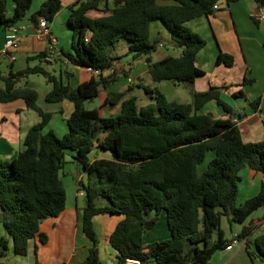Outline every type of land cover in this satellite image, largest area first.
Masks as SVG:
<instances>
[{
	"label": "trees",
	"instance_id": "obj_1",
	"mask_svg": "<svg viewBox=\"0 0 264 264\" xmlns=\"http://www.w3.org/2000/svg\"><path fill=\"white\" fill-rule=\"evenodd\" d=\"M8 1L0 0V29L4 31L13 24L36 23L40 16L49 23L62 7L61 0H44L28 14L32 0H10L8 13ZM253 1L257 7L264 5V0ZM219 2L116 0L107 8L100 7V0H75L68 6L66 22L75 43L65 57L75 66L97 71L96 77L70 87L41 65L45 50L33 57L39 61L37 65L0 73V103L22 99L40 117L26 131L18 153L11 159L0 157V223L6 232L0 235V259L8 250L25 256L32 242L34 264H40L41 249L50 239L49 230L40 224L58 216L66 205L60 174L69 153L87 178L86 182L77 181V190L84 192L81 230L89 240L80 264H100L93 218L101 214L122 217L108 236L109 245L116 251L113 264H129L127 259L139 264H208L215 252L234 240H244L250 260L254 263L258 257L264 264V231L248 239L253 233L250 223L231 237L221 227L225 218L233 232L234 223L242 224L254 210L264 208V138L243 140L238 122L246 114L234 112L222 100L227 86L192 91L190 102L169 101L162 92L144 86L152 101L139 106L135 95L126 96L132 88L129 85L124 91L106 92L99 108L84 107V101L99 97L109 84L128 76L129 68L112 67L113 60L121 57L114 54L121 40L127 41L125 53L133 60L145 58L153 81L193 86L204 74L196 65V56L206 41L186 22L215 14L217 8L213 6ZM91 9L107 14L91 18L86 14ZM153 21L162 23L171 43L181 49L179 55L169 54L155 61L150 58L159 43L157 38L149 39ZM216 63L231 67L233 55L220 51ZM32 74L51 83L46 102L66 99L72 103L66 118L67 133L61 137L51 129L44 132L52 113L37 104V91L27 80ZM250 82L244 79L241 84ZM233 95L244 96L241 90ZM209 101H215L225 117L203 112ZM251 105L257 110L259 101L252 100ZM116 106V112L101 114L100 109ZM259 111L264 115V108ZM208 152L213 155L200 171L198 166ZM243 167L258 173L259 186L255 195L236 205L241 179L238 172ZM162 211L169 236L144 244V234L155 227Z\"/></svg>",
	"mask_w": 264,
	"mask_h": 264
},
{
	"label": "crops",
	"instance_id": "obj_2",
	"mask_svg": "<svg viewBox=\"0 0 264 264\" xmlns=\"http://www.w3.org/2000/svg\"><path fill=\"white\" fill-rule=\"evenodd\" d=\"M74 1L75 0H61L62 7L55 14L52 21L49 22V27L52 33L58 38L57 58L50 63H46L44 61L41 63L43 67V63L49 65L50 68H44L72 88H75L80 83L88 81L91 77L97 76L94 71L86 67H79L69 63L65 57V54L73 51V44L75 43V37L66 23L69 16L68 6ZM115 1L116 0H100V7L106 6L107 8H112L115 5ZM160 3L167 4L169 2L161 1ZM11 6V3L8 1V13L11 10ZM256 7L257 4L253 0H237L229 4H226L225 0H220L217 8L218 12L215 14L197 17L186 22V26L188 28L198 33L206 41V45L198 51L196 56V65L204 71V74L201 77H197L194 81L193 85L195 88H197L196 90L203 91L208 89L210 86H215L214 84H220L227 86V88L222 91V96H234V92L241 90L248 100L252 101L257 99L259 101L257 110L252 107L250 113H245V111L242 110V108H240L238 105L232 106L226 101V99L222 98L225 103L233 108L234 112L246 114L245 117H243L238 122L239 129L241 128V130L242 127L240 126L242 125L244 129H247L248 125L245 124L248 121L253 119L257 120L256 117L258 116V119H260L262 123L264 117V115L259 111L260 109L264 108V19L258 20V22L253 20L252 15ZM86 14L91 18H96L107 14V12H103L101 9H91ZM56 17L62 18L61 20L66 18L65 23L62 22L60 25H56ZM25 24L26 28L21 32L20 45L14 51L16 59L11 61L7 57L2 58L0 60V73H7L9 71L14 72L24 69L27 66H34L38 64L39 61L37 59H33V57L45 50L48 41L46 39H39L37 36H35L33 33L32 22H25ZM62 24H64L65 27ZM150 31H153V33L156 32L158 35H156L154 38L159 39L158 48L154 52V54L157 55V58L153 59L152 55H149L150 58L155 61L169 54L171 55L170 49L174 50V47L177 46L171 43L169 34L162 23L160 21H153L150 24ZM4 33L5 31L0 29V49L4 43ZM126 49V46H123L121 49L114 51L116 56L121 57L113 60L112 67L118 70L122 68H129L128 77H126L128 84L120 85L116 89H113L115 88V84H109L107 89L99 96L100 102L102 101L106 92L119 90L124 91L129 85L131 87L134 86V81L136 79L134 80L133 78V70H131V67H133V64L138 59L133 60L130 55L125 53ZM220 51L233 55V66L227 68L222 63H216V59ZM145 68V71L147 72V64ZM29 76L27 78L28 85L37 91L38 98V90H44L42 91V96L45 97V94L51 89L48 84L49 82L46 80H44V82L40 78L31 79ZM128 78H130V81H128ZM137 79L141 80L142 78L140 75H138ZM244 79H251L252 81L249 84L242 85L241 82ZM144 86L149 87V85ZM131 94H133L132 88L129 90L126 96ZM211 102L216 104L215 101H209L206 103V105H209ZM55 104L59 106L57 109L45 110L42 108L44 111L52 113V117L47 125L49 127L47 130L51 129L56 133L52 127V122L55 117H58L57 115H61V120L63 121L64 125L59 130L61 134L64 135L67 133V116L64 113L67 112V114H70L73 106L72 103L66 99ZM206 105L204 108H206ZM26 109L28 108L25 106V103L22 99H17L7 103H0V157L11 159L22 148L23 137L28 128L31 126L23 127L22 125V113H24ZM220 109L221 112L219 113V116L214 115L211 111H203V109L202 111L211 112L216 117H225L221 107ZM106 110L107 112H105ZM117 110L118 106L111 109L104 108L101 111V114L108 115L110 113L116 112ZM256 128L259 130L260 135H264L263 124L257 125ZM250 131L251 134L256 133L251 125ZM78 174L79 178L75 179L76 186L72 200L68 202V195L66 191V205L64 210L58 216L52 217L53 220H50L49 222H47V220L45 221L47 227H44L43 229L49 230L50 239L49 242L41 249L39 258L40 264H69L71 263L73 257H75L78 250L84 251V255H86V249L89 245V240L81 230L80 213L83 206V198L78 195L77 181L81 179L82 181L86 182L87 178L86 175L79 170ZM111 217L115 218V221L109 222V228L111 229H106V231L103 226ZM121 218L122 217L118 215L107 214L97 215L93 218L96 232L97 228H100L102 231L104 230V233L102 234L104 239L103 244L106 246L108 245L107 264H113L116 255V251L109 245L108 236ZM263 220L264 216L258 219L259 223ZM224 224L225 227L226 225L228 226V222L225 218L222 219L221 227L225 231L227 237H231L239 231L233 229L232 227V232L230 226H228L226 228L230 231V233L227 235L226 229L223 227ZM0 227V235H6L1 223ZM258 233L260 232H253V235H249L248 239H253ZM101 243L102 241L100 240L99 246ZM32 247V242H29V252L30 248ZM49 248L51 251L49 252L47 263H44L43 257L45 255V250ZM32 264H34V255ZM208 264L254 263L248 257L244 249V245L237 243L234 244L230 250L223 249L221 251L215 252L211 256Z\"/></svg>",
	"mask_w": 264,
	"mask_h": 264
},
{
	"label": "rangeland",
	"instance_id": "obj_3",
	"mask_svg": "<svg viewBox=\"0 0 264 264\" xmlns=\"http://www.w3.org/2000/svg\"><path fill=\"white\" fill-rule=\"evenodd\" d=\"M10 1V0H9ZM42 0H32L30 8L28 10V14L34 13L42 3ZM11 3V2H10ZM218 12V11H216ZM215 12V13H216ZM60 16V15H59ZM62 18L56 17L55 23L56 25H60V23H65L66 18L61 20ZM50 25V23H49ZM64 26V24H62ZM62 26V27H63ZM154 26V25H151ZM65 27V26H64ZM56 31V30H55ZM158 35L156 32L153 33V31H150L149 39L152 41L154 40L155 36ZM127 43L126 40H121L119 41L114 50L116 51L117 49H121V47L125 46ZM113 50V51H114ZM180 48L179 47H174L173 49H170L171 55H179L180 53ZM153 59L157 58V55L154 54V52L151 54ZM44 67L50 68L49 65L44 64ZM146 61L144 58H139L134 64L133 67H131L133 78H134V86L132 87V93L137 97V103L139 106L145 105L146 103H149L152 101L151 95L144 89V85H149L150 88H153L157 91L162 92L167 100L169 101H177V102H190L192 99V91H197L195 86H189L186 84H175L170 80H162V81H153L149 74L145 71L146 68ZM225 66V65H224ZM228 68V67H227ZM141 76V80L137 79V76ZM31 79L33 78H40L41 80H45L43 76L41 75H30L29 76ZM128 77V76H127ZM201 77V76H199ZM128 81H130V78H128ZM252 81V80H251ZM45 82V81H44ZM251 83V82H250ZM47 84V83H46ZM49 86L51 87V83H48ZM115 84V85H114ZM123 84H128L126 81V77H120L118 80L113 82L111 85H114L116 89L118 86L123 85ZM249 84V83H246ZM244 84V85H246ZM216 87H221L222 85L220 84H214ZM39 91V98L37 99V104L45 109V110H52V109H57L59 106L55 103H48L44 100V97L42 96V89L38 90ZM223 99H226L227 102H229L230 105H238L242 110L245 111V113H250L252 109L251 101L248 100L245 96H222ZM236 103V104H235ZM101 102L99 97H95L93 99H88L84 101V107L87 109H91L94 107H100ZM104 108L100 109L101 111ZM203 111H211L214 115L219 116V113L221 112V109L219 106H217L215 103L211 102L209 105H206V108H203ZM107 112V110L105 111ZM67 117L70 114L64 113ZM58 117H55L52 122V127L56 131V134L61 137L62 134L60 132V128L64 125L63 121L61 120V115H57ZM257 120L253 119L251 121H248L245 125L247 126V129L243 128V125L240 126L242 127V130L240 128L241 136L243 140L245 141H257L260 139L264 138V135H260L259 130L256 128L257 125L263 124L261 123L260 119H258V116L256 117ZM38 120H40L39 115L31 109H26L24 113H22V125L23 127H28L34 123H36ZM244 120V119H243ZM242 120V121H243ZM250 125L252 128L255 130L256 133H250ZM49 127L46 126L44 128V132L48 129ZM263 132H264V125H263ZM23 146V145H22ZM96 154L93 153V156ZM98 156H107V154L103 153H97ZM213 153L208 152L206 155V158L202 164H200L199 170L202 171L203 168L205 167L206 162L212 157ZM240 176V180L237 183L238 186V194L236 196L235 204L240 205L245 199L255 195L258 191V186H259V175L258 173H255L248 167H243L240 169L238 172ZM254 174V175H251ZM61 179L62 183L67 191L68 195V202L72 200V196L75 193V186L76 182L75 179L79 178L78 170L75 165L71 161V157L69 153H66L65 155V162L63 164V168L61 171ZM98 203L102 204L101 201H98ZM264 215V208L260 207L256 210H254L244 221L242 224H237L234 223L232 225L233 229L235 230H241L243 225L251 224L252 231L253 232H262L264 230V220L259 223L258 219L261 218ZM49 222L50 220H53L52 217H48L47 219L43 220L40 224L41 228L47 227V224H45V221ZM115 221V218H109L105 225L103 226L104 229H111L109 228V222ZM225 227V224L224 226ZM226 227H228L226 225ZM226 229L227 235H229L230 231ZM1 229V227H0ZM107 231V230H106ZM98 232V233H97ZM97 237L98 240L102 241V243L98 244V252H99V259H100V264H107L108 262V255H107V246L103 244L104 239L102 234L104 233V230H100V228H97ZM106 233V232H105ZM99 235V236H98ZM253 235V234H252ZM169 236L167 226H166V220H165V213L162 211L159 214L158 220L156 222V225L153 229L149 230L147 233L144 234V239L143 243H151L156 240H164ZM215 237V236H214ZM100 249V250H99ZM245 249V248H244ZM51 249H46L45 250V255L43 257L44 263H47L48 257H49V252ZM221 251V250H220ZM84 251L78 250L76 252L75 257H73L71 263L69 264H80L84 258ZM2 264H32L33 262V255H32V248H30V252L27 251V254L25 256L23 255H14L11 250H8L5 255L0 259ZM146 264H152L151 262H148ZM254 264H263V262L256 257L254 260Z\"/></svg>",
	"mask_w": 264,
	"mask_h": 264
},
{
	"label": "built area",
	"instance_id": "obj_4",
	"mask_svg": "<svg viewBox=\"0 0 264 264\" xmlns=\"http://www.w3.org/2000/svg\"><path fill=\"white\" fill-rule=\"evenodd\" d=\"M213 8H218V5L215 4ZM253 18L256 20H263L264 19V5H259L255 11L253 12ZM33 33L35 36H37L39 39H46L48 41V44L45 48V55L43 57V60L46 62H53L55 60V57L57 55V44H58V38L56 35H54L49 27L48 21L44 17H37L36 23H33ZM26 28L25 23H18L10 25L5 29L4 34V43L2 48L0 49V60L4 57L9 58L11 61H14L16 56L14 54V51L19 47L20 45V37L21 32ZM96 74L97 71H94ZM234 120H237L234 118ZM84 192L82 190H78V195L83 196ZM244 240L238 241L234 240L231 244L227 245L225 247V250H230L234 244H243ZM127 262L129 264H139L136 260L127 259Z\"/></svg>",
	"mask_w": 264,
	"mask_h": 264
}]
</instances>
